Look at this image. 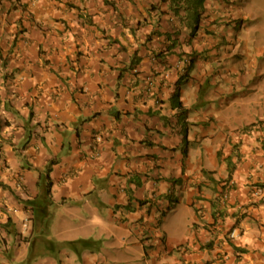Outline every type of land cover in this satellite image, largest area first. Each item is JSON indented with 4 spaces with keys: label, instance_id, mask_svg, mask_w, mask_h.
I'll use <instances>...</instances> for the list:
<instances>
[{
    "label": "crops",
    "instance_id": "crops-1",
    "mask_svg": "<svg viewBox=\"0 0 264 264\" xmlns=\"http://www.w3.org/2000/svg\"><path fill=\"white\" fill-rule=\"evenodd\" d=\"M254 13L207 0L193 37L170 0H0V264H264ZM37 196L75 223L24 227Z\"/></svg>",
    "mask_w": 264,
    "mask_h": 264
},
{
    "label": "trees",
    "instance_id": "trees-1",
    "mask_svg": "<svg viewBox=\"0 0 264 264\" xmlns=\"http://www.w3.org/2000/svg\"><path fill=\"white\" fill-rule=\"evenodd\" d=\"M207 0H170V8L174 12L175 16L191 30V36H195L200 28V23L203 19L205 9H206ZM153 8V7H152ZM176 105L179 107L182 106L181 102H178ZM183 107V106H182ZM181 107V108H182ZM183 114L187 115V110H182ZM32 118V112L30 114ZM264 187V186H263ZM45 196L47 195L49 200L51 199V190L50 186L46 185L45 187ZM36 197L31 200H27L26 203L30 204L32 209V221L34 227V232L39 228L42 231L43 228L48 227V220L51 213H49V200L45 197ZM44 201V203H43ZM10 220V219H9ZM49 228V227H48ZM93 241L88 239H79L72 240L70 242H65L68 247H71L74 250H77L78 253H81L82 250L95 251L98 249L100 243L97 245L92 244Z\"/></svg>",
    "mask_w": 264,
    "mask_h": 264
},
{
    "label": "rangeland",
    "instance_id": "rangeland-1",
    "mask_svg": "<svg viewBox=\"0 0 264 264\" xmlns=\"http://www.w3.org/2000/svg\"><path fill=\"white\" fill-rule=\"evenodd\" d=\"M255 1H257V2H262V3H264V0H255ZM261 6V4H256L255 5V8H258V7H260ZM253 15V17H254V20H256V21H260V20H262V19H264V18H261L260 16H257V14H252ZM9 105H10V103H9ZM18 105V104H17ZM20 105V104H19ZM16 106V105H15ZM88 208L91 210V211H93L92 209H91V207L90 206H88ZM73 209H75V208H73V207H68L67 209H63V208H61V207H58V208H56L54 211H52V213H51V215H50V218H49V220H48V227L49 226H51V224H53L54 222H57V221H65V222H67V223H75V221H76V217H77V215L76 214H67L69 211H73ZM80 210V209H79ZM101 212L102 213H97V215H95V220H96V222H99L100 224L102 223V221H105L106 219L103 217V215H104V211L103 210H101ZM63 214V215H62ZM57 217L56 218V220H53L54 219V217ZM53 222V223H52ZM102 226H103V229H107V228H109L110 226L108 225V223L106 222L105 224H101ZM48 227H45V228H43L42 229V234H43V236L44 237H46V236H48L49 237V228ZM73 227V226H72ZM40 230H41V228H40ZM72 233V234H71ZM71 235H76V240H79V239H88L89 241H93V245H97V243H100V245H99V247H98V249L97 250H99L100 249V247H101V245H104V243H105V240H104V238H103V242L100 240V239H95V238H93L92 236H86L85 234H84V232L81 230H79V227L78 228H76L75 230H72V232H70V233H65V234H62V237H65V236H71ZM84 235V237L85 238H80V237H82ZM51 241H53V240H55V239H53V238H49ZM50 240H47V239H45V242H42V241H40V243H39V245H46V243L48 244L49 242H50ZM60 242H61V240H60ZM66 242H70V241H66ZM63 245H66L65 244V242L64 243H62ZM38 245V246H39ZM67 246V245H66ZM71 248V247H70ZM72 249V248H71ZM75 253H77L78 255V257L80 256V254L78 253V251L77 250H74V249H72ZM81 251V253H83V251H86V250H80ZM89 251V250H88Z\"/></svg>",
    "mask_w": 264,
    "mask_h": 264
},
{
    "label": "clouds",
    "instance_id": "clouds-1",
    "mask_svg": "<svg viewBox=\"0 0 264 264\" xmlns=\"http://www.w3.org/2000/svg\"><path fill=\"white\" fill-rule=\"evenodd\" d=\"M206 4H207V1H206ZM153 9V8H152ZM205 12H206V9H205ZM174 13V12H173ZM175 15V14H174ZM204 15H205V13H204ZM203 20H204V16H203V19H202V21H201V23H200V28H201V25H202V22H203ZM182 23V22H181ZM183 24V23H182ZM184 25V24H183ZM185 26V25H184ZM185 27H187V26H185ZM188 28V27H187ZM199 28V29H200ZM199 31V30H198ZM190 34H191V30H190ZM192 64H193V61L192 60H190V62H189V66H187V68H186V70H187V72H189L190 71V69L192 68ZM177 96H178V92H177ZM178 102H181V100H178L177 101V103ZM176 103V104H177ZM182 103V102H181ZM175 104V107H177L178 109H180L181 110V112H180V116H179V120L180 121H185L184 119L186 118L185 117V115L183 114V112H182V110L184 109V106H183V103H182V106H178V105H176ZM182 107V108H181ZM187 114H188V110H187ZM187 116V115H186ZM183 124H185L186 125V123L185 122H183ZM187 129V127H185L184 129H183V131L184 130H186ZM186 133H187V131H186ZM29 138V137H28ZM28 138H27V140H28ZM46 185H48V184H46L45 183V185H44V187H46ZM260 192H264V189L261 187V188H259L258 189ZM32 224V216H30V217H28V218H26L24 221H23V226L24 227H26V226H28L29 224ZM233 231H235V230H232L231 232H230V237L232 238V236H231V233L233 232ZM72 241V240H71Z\"/></svg>",
    "mask_w": 264,
    "mask_h": 264
},
{
    "label": "built area",
    "instance_id": "built-area-1",
    "mask_svg": "<svg viewBox=\"0 0 264 264\" xmlns=\"http://www.w3.org/2000/svg\"><path fill=\"white\" fill-rule=\"evenodd\" d=\"M235 233H236V232L233 231V232L231 233V236L234 237V236H235Z\"/></svg>",
    "mask_w": 264,
    "mask_h": 264
}]
</instances>
